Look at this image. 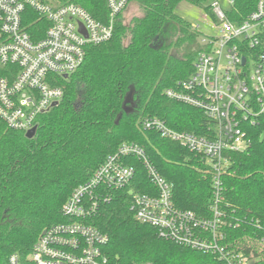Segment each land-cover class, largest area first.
<instances>
[{"label":"trees","instance_id":"trees-1","mask_svg":"<svg viewBox=\"0 0 264 264\" xmlns=\"http://www.w3.org/2000/svg\"><path fill=\"white\" fill-rule=\"evenodd\" d=\"M75 4L106 23V0H51ZM209 0H129L141 15L126 23L119 14L112 38L88 46L81 67L57 85L63 97L38 118L35 134L6 127L0 120V264L12 254L26 259L44 229L69 220L61 214L67 198L85 183L124 143L143 149L150 164L172 185L177 208L209 216L213 200L212 171L207 163L179 144L151 130L144 118H157L176 131L206 136L211 123L198 109L166 96L193 74L202 50L201 33L175 11L182 3L207 10ZM229 14L247 17L259 0H230ZM24 28L34 36L41 19L26 10ZM232 18V17H231ZM45 29V28H44ZM43 36L39 31L36 38ZM132 91L123 111V102ZM251 144L232 153L221 177V204L238 219L232 231L237 248L254 249L264 264V235L253 223L264 224V122L249 130ZM135 169L131 183L104 192L109 200L86 222L107 237L104 254L119 264H211L213 258L158 237L150 226L135 221L129 210L131 193H151L141 160L129 157Z\"/></svg>","mask_w":264,"mask_h":264},{"label":"built area","instance_id":"built-area-1","mask_svg":"<svg viewBox=\"0 0 264 264\" xmlns=\"http://www.w3.org/2000/svg\"><path fill=\"white\" fill-rule=\"evenodd\" d=\"M208 2L204 20L218 32L209 37L201 34L202 50L193 74L166 96L200 110L211 128L206 136H197L173 130L157 118H144L141 126L207 163L213 174L209 216L177 208L172 185L150 164L143 149L124 143L67 198L61 214L69 221L44 229L25 260L12 254L7 264H119L102 250L107 237L86 221L109 200L104 192L131 183L135 169L124 162L129 157L142 161L152 186L151 193L130 195L129 210L136 222L152 227L163 240L211 256V264L261 261L254 249L237 248L231 233L240 223L232 212L226 213L220 191L230 155L246 151L250 128L264 122V0L242 20L229 14L230 0ZM128 4L129 0H106L109 17L101 23L72 3L0 0V120L7 128L26 134L37 127L39 116L63 97L58 80L81 67L88 46L112 38L115 21ZM27 9L41 19L34 36L24 28ZM40 30L43 36L36 38ZM253 225L264 234V224ZM257 236L263 245L264 235Z\"/></svg>","mask_w":264,"mask_h":264},{"label":"rangeland","instance_id":"rangeland-1","mask_svg":"<svg viewBox=\"0 0 264 264\" xmlns=\"http://www.w3.org/2000/svg\"><path fill=\"white\" fill-rule=\"evenodd\" d=\"M207 3L205 4L206 6L208 5ZM175 13L190 23L203 36H215L218 32L209 22L204 20V12L202 8L182 2L177 6ZM140 15L141 10L139 6L135 2H129L122 14V18L126 23H128L132 17Z\"/></svg>","mask_w":264,"mask_h":264},{"label":"water","instance_id":"water-1","mask_svg":"<svg viewBox=\"0 0 264 264\" xmlns=\"http://www.w3.org/2000/svg\"><path fill=\"white\" fill-rule=\"evenodd\" d=\"M131 95H132V91L128 94V96L125 98V100H124V102H123V107H122V108H123V111H124L126 114H128V113L130 112V110L126 107V105H127L128 101L130 100ZM55 106H57V103H53V104H52V108L55 107ZM35 130H36V128H32L31 130H29V131L25 134V137L28 138V139L32 138V137L34 136V134H35Z\"/></svg>","mask_w":264,"mask_h":264}]
</instances>
